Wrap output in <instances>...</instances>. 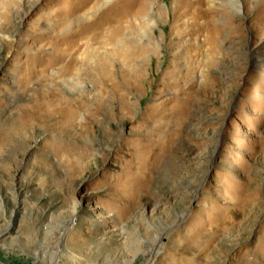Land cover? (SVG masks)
Wrapping results in <instances>:
<instances>
[{"label": "rangeland", "instance_id": "374dc122", "mask_svg": "<svg viewBox=\"0 0 264 264\" xmlns=\"http://www.w3.org/2000/svg\"><path fill=\"white\" fill-rule=\"evenodd\" d=\"M61 1L0 0V264H264V0H148L125 100L40 83ZM45 89L85 102L62 119Z\"/></svg>", "mask_w": 264, "mask_h": 264}, {"label": "bare ground", "instance_id": "6f19581e", "mask_svg": "<svg viewBox=\"0 0 264 264\" xmlns=\"http://www.w3.org/2000/svg\"><path fill=\"white\" fill-rule=\"evenodd\" d=\"M109 1L110 0H67L64 2L61 1L60 3L58 2L57 7H54L50 17V22L53 24L52 29L54 28V40L52 39L53 42H51L50 45L54 48V52L51 54V59L54 65L58 64V69H56L53 74H44L40 77L39 80L43 86L47 83L55 84L63 81L66 86L71 87V78L73 76H80L87 72L89 74L88 82L92 89L85 85L86 83L84 86H86L85 88L89 91L92 90L96 91L98 94H102L111 89L114 93L122 95V99L125 100L124 96L132 91L134 87L133 84L139 83L140 80L144 78V73L141 67L137 65L135 61L139 58L141 59V62L146 61L145 58L148 56L153 57L157 50L153 39L149 36L154 31L151 21H148L143 25V22L147 21V16H143V14L145 11H148V0H116L99 15H93L95 11L106 5ZM64 7L65 9H63ZM238 9L240 10V4ZM4 10L5 12L0 14V16L1 18L6 19L8 15L7 7ZM9 11L11 10L9 9ZM112 12L115 14L110 16ZM92 15L94 16L93 19L85 22V24H78L77 27L73 28L71 33L62 36L61 39L58 32H61L66 27H73L72 23L75 20L90 17ZM178 17L180 18L181 16L176 14L175 17L171 19L170 25H172V28L177 29V27H182L176 24ZM129 18L136 20H129ZM142 18L145 20L143 21ZM125 22L126 25H124ZM30 30L32 33L31 37H38L40 34H44L43 32H40L39 29L34 28L33 25L30 27ZM124 31H126L127 36L122 35ZM145 36L148 37L146 43L140 40ZM60 40L62 43L58 44L57 42ZM124 43L130 44V46H126ZM97 44H109L113 49L112 51L109 50L108 53L105 52L106 56L100 57L99 60H96L95 58L99 56V51H101L98 49L99 47L96 46ZM39 56L35 55V62L40 60L41 57ZM116 58L120 60L121 65V72L118 77L119 80H117L115 76L113 77V71L116 69ZM147 60L149 61V59ZM80 62L82 63L79 64ZM16 63L19 62L16 60ZM260 63L264 65V59H262ZM143 65L146 67L144 63ZM31 73L32 75L33 73L36 74L34 70H31ZM65 96H62L58 89L54 91L45 89L44 94H40L36 98H40L41 100H38V102L35 103V106L42 107L45 111L50 112L56 110V112H58L62 110L63 114V111H65L64 116H61L62 119L65 117H72L83 107L85 100L80 98L73 101L71 98ZM84 96H86V93H84ZM31 106L34 105L32 104Z\"/></svg>", "mask_w": 264, "mask_h": 264}]
</instances>
